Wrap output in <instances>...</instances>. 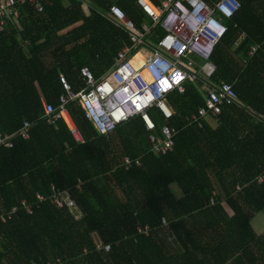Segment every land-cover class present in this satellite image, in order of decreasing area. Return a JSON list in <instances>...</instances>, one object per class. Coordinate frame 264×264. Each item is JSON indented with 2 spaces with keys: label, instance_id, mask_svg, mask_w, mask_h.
<instances>
[{
  "label": "trees",
  "instance_id": "obj_1",
  "mask_svg": "<svg viewBox=\"0 0 264 264\" xmlns=\"http://www.w3.org/2000/svg\"><path fill=\"white\" fill-rule=\"evenodd\" d=\"M239 1L232 19L222 16L228 33L212 56L216 72L206 83L188 80L184 91L171 93V117L149 113L157 125L178 130L175 149L166 154L152 151L141 117L101 135L81 103L72 101L69 112L84 144L65 119L57 126L43 120L49 104L58 107L61 73L78 91L85 85L83 66L100 77L131 44L104 13L117 5L137 27L152 25L143 4L158 1L44 0L42 13L21 8L19 22L0 32V129L12 135L26 121L32 128L28 139L15 135L13 148H0V214L22 200L34 202L38 193L51 196L55 185L71 188L84 218L52 201L38 203L32 215L18 210L0 220V264H45L56 257L62 264H132L135 252L146 249L160 264H264V234L251 226L264 211V180L257 179L264 173V121L257 120L264 115V0ZM164 34L156 25L150 48ZM254 46L260 49L244 67L240 57ZM222 81L234 84L244 106L221 104L215 115L202 87ZM145 225L151 235L138 236L137 227ZM136 264L152 263L147 257Z\"/></svg>",
  "mask_w": 264,
  "mask_h": 264
},
{
  "label": "built area",
  "instance_id": "obj_2",
  "mask_svg": "<svg viewBox=\"0 0 264 264\" xmlns=\"http://www.w3.org/2000/svg\"><path fill=\"white\" fill-rule=\"evenodd\" d=\"M44 0H0V32L11 22H19L25 5H31L39 12H43ZM158 3L143 4V9L152 19L153 24L142 23L137 27L128 19L123 9L112 5L104 16L111 23L125 30L131 44L125 45L116 58L115 63L108 72L98 77L90 65L81 69L85 85L80 90H75L65 74L59 78L63 91L59 96L58 107L50 106L43 117L50 126H57L58 122L65 119L70 126L72 135L80 143L86 140L72 119L69 112V103L79 101L86 112L87 118L94 124L101 135L112 133L115 128L135 117H141L146 126L151 149L155 154L168 153L175 149V136L178 130L169 124L157 125L149 113L155 107L171 117L174 114L170 106L169 95L175 91H184V84L188 80H206L217 70L212 61L215 48L228 33V26L223 17L232 19L240 9L239 0H217L214 5L205 0H157ZM223 16V17H222ZM159 25L165 34L161 36L153 48L149 41L152 29ZM146 48L145 61L140 66H135L132 58V49ZM260 46L250 49L248 56L241 58V63L246 67L250 60L258 53ZM208 91V108L213 114L221 112V104L234 106L240 104L239 94L231 82H219L213 87L203 86ZM201 115H206L205 109L200 110ZM195 117V116H193ZM188 120V118H186ZM196 120V117H195ZM259 122L264 121V115L257 116ZM32 123L24 122L23 127L15 134H2L0 129V148H13V137L21 136L23 139L31 137ZM126 163L130 162L125 157ZM139 163V160H137ZM261 182L264 173L257 177ZM241 186H238V190ZM77 188L83 189L80 179ZM52 201L58 208L67 209L77 220L84 218V213L72 197L71 188H56L53 185L51 196L38 193L34 202L21 201V206H13L11 210L0 214V220L7 222L12 215L22 209L32 215L38 203ZM214 204V200L211 201ZM164 218V225L168 223ZM152 228L149 225L138 226L137 235L149 237ZM111 245L106 246L111 251ZM31 264H37L33 261ZM45 264H62L61 257L52 258Z\"/></svg>",
  "mask_w": 264,
  "mask_h": 264
},
{
  "label": "crops",
  "instance_id": "obj_3",
  "mask_svg": "<svg viewBox=\"0 0 264 264\" xmlns=\"http://www.w3.org/2000/svg\"><path fill=\"white\" fill-rule=\"evenodd\" d=\"M149 17V16H148ZM150 18V17H149ZM150 20L152 21V19L150 18ZM140 53H142V55L144 56L143 58H144V61H145V58H146V54L148 53V50L146 49V48H142V49H139L138 51H135V52H133L132 54H133V61L135 62V64L137 65V66H140V65H142L143 64V62L141 63V60L140 59H138V58H136V56L138 55V54H140ZM103 76V75H102ZM49 125V124H48ZM219 192H221V189H220V187H219V185H216V187H215V190H214V193H215V195H219ZM205 225H204V227L206 228V227H208V223H204ZM264 224V223H263ZM161 226H163V225H161ZM165 226V225H164ZM163 226V227H164ZM251 226H253V228H254V230L256 231V233L258 234V235H262V234H264V227L262 226V225H259V226H255L254 225V221H251ZM163 227H161V228H163ZM160 228V229H161ZM209 228V227H208ZM211 232V230H205V233H210ZM159 236H161V234H159V232H158V234H157V239H158V245H160V241H161V238L159 237ZM209 236V235H208ZM155 238V239H156ZM155 239H154V241H155ZM105 251L106 252H110V251H107L106 249H105ZM148 250L146 249V250H144V252H138V251H136L135 253L136 254H134L135 256H136V259H134L133 260V263L132 264H136V260H138V261H140V260H142V259H147V257L150 259V262L152 263V264H160V258L159 257H157L156 255H155V253H153V252H151V251H149L148 253ZM166 255H167V257L168 258H170L171 259V257H172V252H170V251H168V250H166ZM130 256H132V255H130V254H128L126 257H129L130 258ZM172 260V259H171ZM113 264H119V262L117 261V262H113ZM129 264H131V263H129Z\"/></svg>",
  "mask_w": 264,
  "mask_h": 264
},
{
  "label": "rangeland",
  "instance_id": "obj_4",
  "mask_svg": "<svg viewBox=\"0 0 264 264\" xmlns=\"http://www.w3.org/2000/svg\"><path fill=\"white\" fill-rule=\"evenodd\" d=\"M70 29V28H68ZM65 31V30H64ZM135 49V48H134ZM136 50V49H135ZM136 58L140 59L141 60V63L144 62V58L143 57H140V56H136ZM243 58V57H242ZM153 116H155L156 118H159L160 116L163 117V115H161V111H159L158 108H154L153 110H151ZM151 117V116H150ZM159 121V120H158ZM159 122H164V119L163 121H159ZM264 211L260 214H258L255 218H254V225L257 227L259 225H262L264 227Z\"/></svg>",
  "mask_w": 264,
  "mask_h": 264
},
{
  "label": "clouds",
  "instance_id": "obj_5",
  "mask_svg": "<svg viewBox=\"0 0 264 264\" xmlns=\"http://www.w3.org/2000/svg\"><path fill=\"white\" fill-rule=\"evenodd\" d=\"M240 57V56H239ZM255 57V56H254ZM253 57V58H254ZM251 60H253V59H251ZM251 60H250V62H251ZM250 62H249V64H250ZM248 64V65H249ZM225 82H228V81H225ZM232 83V82H231ZM233 84V83H232ZM236 89V88H235ZM240 99V98H239ZM234 106H238V104H234ZM244 106V104H243V102L240 100V104H239V106L238 107H243Z\"/></svg>",
  "mask_w": 264,
  "mask_h": 264
},
{
  "label": "bare ground",
  "instance_id": "obj_6",
  "mask_svg": "<svg viewBox=\"0 0 264 264\" xmlns=\"http://www.w3.org/2000/svg\"><path fill=\"white\" fill-rule=\"evenodd\" d=\"M140 54H142V53H140ZM132 61H133V59H132ZM133 63H134V65H135V66H137V65L135 64V62H134V61H133ZM137 67H138V66H137Z\"/></svg>",
  "mask_w": 264,
  "mask_h": 264
}]
</instances>
